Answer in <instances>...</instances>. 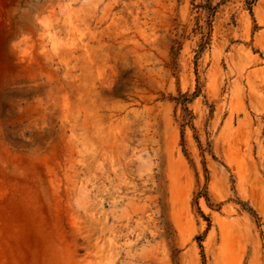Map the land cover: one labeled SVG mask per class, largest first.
<instances>
[{
    "label": "rangeland",
    "instance_id": "rangeland-1",
    "mask_svg": "<svg viewBox=\"0 0 264 264\" xmlns=\"http://www.w3.org/2000/svg\"><path fill=\"white\" fill-rule=\"evenodd\" d=\"M0 264H264V0H0Z\"/></svg>",
    "mask_w": 264,
    "mask_h": 264
}]
</instances>
